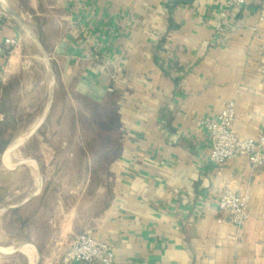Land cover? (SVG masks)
I'll return each mask as SVG.
<instances>
[{
  "label": "crops",
  "instance_id": "0c3cea01",
  "mask_svg": "<svg viewBox=\"0 0 264 264\" xmlns=\"http://www.w3.org/2000/svg\"><path fill=\"white\" fill-rule=\"evenodd\" d=\"M1 1L3 35L17 44L0 53V164L12 165L13 144L26 152L21 163L43 166L27 148L46 134L51 116L43 111L28 123L18 105L30 88L47 86L51 102L58 91L99 106L112 97L116 114L107 200L86 225L75 217L61 229L57 222L46 238L36 225L21 245L31 247L34 264H66L74 238L87 230L113 245L114 264H264V165L242 157L213 164L202 125L234 102L232 130L264 134L258 4L249 1L223 23L227 0ZM37 70L47 82L33 81ZM226 185L250 195L241 227L218 208ZM36 199L5 202L0 215L22 213Z\"/></svg>",
  "mask_w": 264,
  "mask_h": 264
},
{
  "label": "rangeland",
  "instance_id": "374dc122",
  "mask_svg": "<svg viewBox=\"0 0 264 264\" xmlns=\"http://www.w3.org/2000/svg\"><path fill=\"white\" fill-rule=\"evenodd\" d=\"M33 74L34 82L48 80L41 70ZM57 94L56 101L51 102L47 86L30 88L18 105L19 111L28 115V123L43 111H48L51 119L46 134L38 136L27 148L43 166L32 161L21 163L27 156L19 145L26 136L14 143L18 148L14 149L13 144L9 147L7 156L11 157L12 165L0 164V198L8 196L0 202V209L5 202L14 205L26 197H37L25 205L22 213L0 215V230H4L0 232V264H31V258L34 264L33 251L30 256V249L21 245L28 239L31 241L36 225L41 227L43 238L51 235L53 224L58 222L61 229L73 217L77 225H86L108 198L106 164L115 155L116 119L108 108L73 94L70 97L62 91ZM36 209L40 212L37 219L32 214ZM24 218L32 219L28 220V238ZM20 250L27 252L28 257Z\"/></svg>",
  "mask_w": 264,
  "mask_h": 264
},
{
  "label": "built area",
  "instance_id": "2783aa9c",
  "mask_svg": "<svg viewBox=\"0 0 264 264\" xmlns=\"http://www.w3.org/2000/svg\"><path fill=\"white\" fill-rule=\"evenodd\" d=\"M249 1L251 0H227L221 13L222 22L227 21L234 10ZM253 1L258 4L261 20L264 21V0ZM3 17L0 5V53L10 54L17 40L3 35ZM223 23L219 25V30H223ZM236 115L234 102H229L216 118L207 117L202 121L210 138V161L219 166L242 157L248 160L252 167L264 165V134L256 138L237 135L232 130ZM216 201L219 210L228 214L235 226L241 227L249 219L250 195L247 192L237 193L226 185L219 190ZM64 261L66 264H114L115 249L111 243L87 230L76 235Z\"/></svg>",
  "mask_w": 264,
  "mask_h": 264
},
{
  "label": "trees",
  "instance_id": "16d2710c",
  "mask_svg": "<svg viewBox=\"0 0 264 264\" xmlns=\"http://www.w3.org/2000/svg\"><path fill=\"white\" fill-rule=\"evenodd\" d=\"M110 99H109V103H105L103 106H100V107H104V108H108L109 110H110V112H112L113 113V116L116 118V114H115V109H114V104H113V102L111 101L112 100V97H109ZM2 152V150H0V153Z\"/></svg>",
  "mask_w": 264,
  "mask_h": 264
},
{
  "label": "bare ground",
  "instance_id": "6f19581e",
  "mask_svg": "<svg viewBox=\"0 0 264 264\" xmlns=\"http://www.w3.org/2000/svg\"><path fill=\"white\" fill-rule=\"evenodd\" d=\"M17 142H18V141H17ZM17 147H18V146H17ZM26 166H27V165H26ZM5 236H6V235H5ZM7 238H8V237H7ZM25 245H26V244H25ZM28 248L30 249V251H29V252H30V256L33 255L30 246H29ZM32 263H33V261H32V258H31V264H32Z\"/></svg>",
  "mask_w": 264,
  "mask_h": 264
}]
</instances>
